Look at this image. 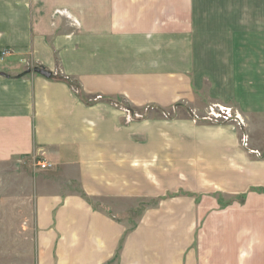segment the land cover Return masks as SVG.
<instances>
[{
    "label": "crops",
    "instance_id": "obj_1",
    "mask_svg": "<svg viewBox=\"0 0 264 264\" xmlns=\"http://www.w3.org/2000/svg\"><path fill=\"white\" fill-rule=\"evenodd\" d=\"M249 1L0 0V209L34 264H264V157L158 112L190 89L161 43L243 41L247 11L264 42Z\"/></svg>",
    "mask_w": 264,
    "mask_h": 264
},
{
    "label": "rangeland",
    "instance_id": "obj_2",
    "mask_svg": "<svg viewBox=\"0 0 264 264\" xmlns=\"http://www.w3.org/2000/svg\"><path fill=\"white\" fill-rule=\"evenodd\" d=\"M252 17V11H247L243 41L232 33L224 37L226 41H216L222 37L214 35L198 37L193 43H161V69L175 71L190 89L186 99L158 112L197 124L228 126L238 133L241 147L264 157V42L257 41ZM53 74L65 78L59 72ZM234 201L243 202V196L230 199ZM28 213L23 206L22 216ZM15 216L0 209V264H34L30 235L19 232L25 220ZM19 248L22 253L15 255Z\"/></svg>",
    "mask_w": 264,
    "mask_h": 264
},
{
    "label": "built area",
    "instance_id": "obj_3",
    "mask_svg": "<svg viewBox=\"0 0 264 264\" xmlns=\"http://www.w3.org/2000/svg\"><path fill=\"white\" fill-rule=\"evenodd\" d=\"M4 53H5V52H4ZM126 111H127V113L129 114V116H130L131 112H130L128 109H126ZM221 111H222V110H221ZM131 120H132V118L129 117V118H128V121H131ZM38 165H39L42 169H45V168L51 167V163H49V162H40Z\"/></svg>",
    "mask_w": 264,
    "mask_h": 264
},
{
    "label": "water",
    "instance_id": "obj_4",
    "mask_svg": "<svg viewBox=\"0 0 264 264\" xmlns=\"http://www.w3.org/2000/svg\"><path fill=\"white\" fill-rule=\"evenodd\" d=\"M36 70L40 73H42L43 75L47 76V77H51L52 76V72L47 70L46 68L44 67H41V68H36Z\"/></svg>",
    "mask_w": 264,
    "mask_h": 264
},
{
    "label": "trees",
    "instance_id": "obj_5",
    "mask_svg": "<svg viewBox=\"0 0 264 264\" xmlns=\"http://www.w3.org/2000/svg\"><path fill=\"white\" fill-rule=\"evenodd\" d=\"M60 78H62V77H60ZM62 79L66 80L69 84H73L69 79H65V78H62Z\"/></svg>",
    "mask_w": 264,
    "mask_h": 264
}]
</instances>
